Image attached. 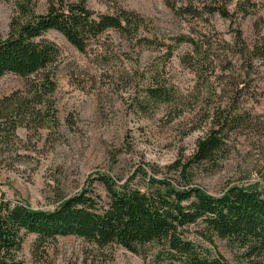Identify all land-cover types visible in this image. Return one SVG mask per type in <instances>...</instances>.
<instances>
[{"label": "rangeland", "instance_id": "obj_1", "mask_svg": "<svg viewBox=\"0 0 264 264\" xmlns=\"http://www.w3.org/2000/svg\"><path fill=\"white\" fill-rule=\"evenodd\" d=\"M21 1L0 0V35H7ZM30 1L37 14L46 13L53 3L76 2ZM86 1L98 13H114L119 7L135 12L143 18V28L136 37L109 31L92 42L86 53L78 52L57 32L45 36L62 51L52 69L56 122L39 132L19 128L8 143L0 138V198L52 211L84 189H95L105 197L102 177L142 190L149 177L177 180L170 167L188 165L197 141L205 136V126L193 131L203 125L201 109L228 103L234 94L235 101L239 98L241 123L229 135L227 152L216 165L191 167L192 184L213 196L231 186L264 194V61H255L247 72L243 59L231 48L233 30L240 29L248 45L264 37V0H251V14L246 18L241 6L248 0H234L229 7L234 23L219 15L192 19L170 7L192 1L202 8L210 0ZM181 36L211 44L202 78L182 62L190 49L177 43ZM144 37L157 44L145 45ZM27 83L28 79L15 75L2 77L0 101L23 91ZM150 86L170 89L176 104L150 103L147 109L140 108ZM201 229L200 224L186 235L211 255L223 256L228 264H249L230 241L198 237L195 232ZM36 240L35 235L26 236L18 254L21 264H159L156 245L137 255L117 245L99 248L74 236L59 237L43 248H37Z\"/></svg>", "mask_w": 264, "mask_h": 264}, {"label": "trees", "instance_id": "obj_2", "mask_svg": "<svg viewBox=\"0 0 264 264\" xmlns=\"http://www.w3.org/2000/svg\"><path fill=\"white\" fill-rule=\"evenodd\" d=\"M233 1L210 0L202 8L190 1L180 8L175 4L170 7L192 19L219 15L234 23L235 15L229 8ZM34 7L30 0L19 2L18 16L12 18L7 35H0V79L6 75L28 79L23 91L0 101V138L5 143L10 135L15 138L19 128L39 132L47 123L56 122L52 69L60 62L62 51L45 37L49 32H57L78 52L86 53L92 42L109 31L136 37L144 25L135 12L119 7L114 13H98L86 0L53 3L44 14H37ZM250 7L251 0L241 6L243 18L251 14ZM232 41L231 48L243 59L247 72L254 68L255 61H264V37L248 45L243 32L236 29ZM142 42L157 44L145 37ZM177 43L189 46L182 62L202 78L211 44L192 36H181ZM145 93L147 101L138 104L143 110L150 103L177 102L176 94L166 87L150 86ZM234 97L228 103L201 109L203 125L193 131L205 126V136L197 141L188 165L170 167L177 180L149 177L142 190L102 177L99 180L105 197L95 189H84L62 200L52 211L34 210L1 197L0 264H21L18 254L28 235L37 237V248L49 246L59 237L74 236L99 248L117 245L137 255L145 254L147 246L156 245L159 264H228L223 256L211 255L187 237L188 230L200 224L202 229L195 234L201 239L228 240L243 251L247 263L264 264V194L254 188L231 186L213 196L194 186L191 179L193 165H216L227 152L226 141L241 123L237 115L239 98L235 101Z\"/></svg>", "mask_w": 264, "mask_h": 264}]
</instances>
